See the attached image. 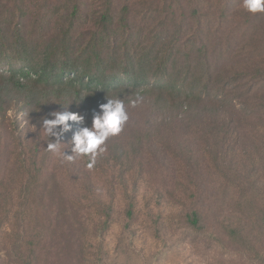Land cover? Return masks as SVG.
Returning a JSON list of instances; mask_svg holds the SVG:
<instances>
[{"label":"trees","instance_id":"1","mask_svg":"<svg viewBox=\"0 0 264 264\" xmlns=\"http://www.w3.org/2000/svg\"><path fill=\"white\" fill-rule=\"evenodd\" d=\"M135 1L0 0V144L14 94L23 96L24 109L53 101V112L83 116L84 124L73 123L62 137L71 145L106 97L128 102L157 93L158 103L200 119L189 128L202 132L210 155L224 149L233 159L245 157L249 194L243 180L226 185L243 191L245 218L228 234L264 264V12L247 11L242 0H140L139 11ZM29 16L40 21L26 25ZM139 16L149 24L137 26ZM134 137L110 141L109 157L135 159L150 135ZM15 160L22 188L14 194L11 183L0 181V259L5 251L34 264L40 231L5 223L21 190L33 193L39 169L32 157ZM188 219L197 225L198 212Z\"/></svg>","mask_w":264,"mask_h":264},{"label":"rangeland","instance_id":"2","mask_svg":"<svg viewBox=\"0 0 264 264\" xmlns=\"http://www.w3.org/2000/svg\"><path fill=\"white\" fill-rule=\"evenodd\" d=\"M135 2L139 11L140 0ZM35 17L29 16L26 25L40 21ZM145 23L139 16L135 24ZM139 96L135 107L129 102L136 97L127 98L129 120L108 138L89 169L87 157L67 161L47 150L42 118H52L55 102L24 109L23 96L14 94L1 123L0 181L11 183L14 194L22 188L17 156L34 158L39 171L33 193L21 190L5 226L40 231L34 264H259L228 234L245 218L243 191L226 189L243 180L249 194L245 157L233 159L224 149L213 157L204 150L202 132L189 128L200 126V119L158 103L157 93ZM145 131L150 140L135 159L109 157L110 141L134 142ZM71 147L61 144L60 151L71 154ZM194 211L199 214L195 226L188 219ZM4 253L0 264H21Z\"/></svg>","mask_w":264,"mask_h":264},{"label":"clouds","instance_id":"3","mask_svg":"<svg viewBox=\"0 0 264 264\" xmlns=\"http://www.w3.org/2000/svg\"><path fill=\"white\" fill-rule=\"evenodd\" d=\"M242 7L251 13L264 12V0H242ZM141 100L142 97L137 95L129 102V105L135 107ZM106 101L99 105V111L93 112L91 126L79 127L73 133L71 154L60 151L62 137L72 130L73 123L83 125L84 117L64 108L62 111L52 112L51 119L42 118V128L45 134L49 138H55L47 143V150L58 153L67 161H73L77 157H87L86 166L89 169L93 168L98 155L106 150L105 144L108 138L119 134L129 120L127 106L122 99L106 97Z\"/></svg>","mask_w":264,"mask_h":264}]
</instances>
